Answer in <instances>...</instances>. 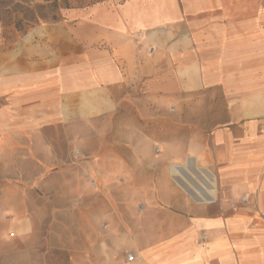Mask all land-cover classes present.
I'll return each instance as SVG.
<instances>
[{"label":"crops","instance_id":"0c3cea01","mask_svg":"<svg viewBox=\"0 0 264 264\" xmlns=\"http://www.w3.org/2000/svg\"><path fill=\"white\" fill-rule=\"evenodd\" d=\"M0 99L4 134L64 137L46 145L47 166H63L49 175L70 194L94 171L111 184L92 179L70 203L96 221L80 229L82 264H264V0H117L38 26L0 54ZM152 102L142 116L174 120L158 147L71 154L122 105ZM196 114L202 128L179 124Z\"/></svg>","mask_w":264,"mask_h":264},{"label":"rangeland","instance_id":"374dc122","mask_svg":"<svg viewBox=\"0 0 264 264\" xmlns=\"http://www.w3.org/2000/svg\"><path fill=\"white\" fill-rule=\"evenodd\" d=\"M115 1L0 0V54L11 51L38 26L79 19L92 14L95 6ZM3 103L0 99V107ZM189 105L199 107L195 103ZM122 106L117 118L112 120V124L105 125L101 134L92 131L83 136L84 151L80 149L77 154L79 148L75 143L71 145V154L76 160L92 161L96 153L106 157L118 145L126 153L128 142L142 144L147 141L156 148L160 123H174L172 119L141 115L143 110L159 111L160 107L155 102ZM202 108L204 104L198 108L204 112ZM167 110L170 111V108ZM199 116L196 114L179 124L187 130L200 129L206 118L205 115H202L203 118ZM146 134H151L152 138H146ZM20 138L16 139L10 132L4 134L0 130V264H82L84 254L79 249L84 236L80 229L85 223L96 221L84 206L74 207L70 203L80 201L81 192H84V196L92 194L94 188L89 184L92 179L98 188L111 184L105 182L101 172L94 171L78 182L75 195L70 194L63 177L55 182L49 175L54 170L62 171L63 166H47L46 145L63 144L64 137L45 132L35 136L32 142L26 138L21 141ZM60 153L68 155L70 152ZM143 169L148 170L150 176L157 171L153 167L135 168L139 174ZM111 170V166L105 165L102 172L109 175ZM114 198L108 194L104 197L103 204L108 207L107 210L115 205Z\"/></svg>","mask_w":264,"mask_h":264},{"label":"built area","instance_id":"2783aa9c","mask_svg":"<svg viewBox=\"0 0 264 264\" xmlns=\"http://www.w3.org/2000/svg\"><path fill=\"white\" fill-rule=\"evenodd\" d=\"M263 129H264V126H263ZM77 154H78V151H77ZM242 200H246V196H244V197L242 198ZM128 259H129V260H132V259H133V255H132V254H128Z\"/></svg>","mask_w":264,"mask_h":264}]
</instances>
